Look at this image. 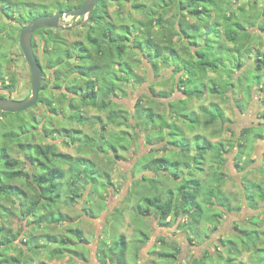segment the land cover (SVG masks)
<instances>
[{"label": "rangeland", "instance_id": "rangeland-1", "mask_svg": "<svg viewBox=\"0 0 264 264\" xmlns=\"http://www.w3.org/2000/svg\"><path fill=\"white\" fill-rule=\"evenodd\" d=\"M21 1L23 4L18 6L16 14L20 12V14L23 13V16H27L25 3L29 1ZM32 1L37 2L38 0ZM48 1L50 0H47V2ZM140 1L144 2L145 0ZM148 2L149 1H147L146 5ZM158 2H161V0H154V3L151 4V10L149 11L146 8L147 10L143 12V7L139 6L138 0H135L132 2V12L134 14L135 10H137V13L141 11L143 12L141 16L135 15L132 18L130 14V16L125 15L120 19V21L123 22V25H121V34L126 35L128 38V50L133 49V52L138 54L133 58H128L129 62L133 67L134 73L139 74L145 81L143 84L133 82L135 77L131 76L132 81L130 83H125V85L120 83L122 87L121 90H124V86L129 90L128 98L117 92V94H120L117 102L130 113L128 118L130 127H111L116 131L124 129L129 135L133 134L131 139L123 140L121 133L115 132L109 135V141H101V144L102 148L107 149L110 144L114 145L113 141H122L124 146L127 145L130 150L121 153V158L119 159L121 162L118 163L116 161L115 163H109L108 166H105L106 162L109 160L108 158H104L103 155L97 157L95 154L96 161L104 166L102 169H105L109 173V179L113 183L105 189L101 182L96 184L98 189H96V191L104 196L102 198L100 196H98L97 199L94 198L95 200H92V204L94 205L91 204L90 206V204H85V199L90 196L91 186L85 191V199L83 201L79 199L78 202H83V205H86L95 212L103 207L102 212H99L98 216L86 217L85 214L82 213V218H78V212H80L83 207L82 203L80 205H78V203V206L76 205L77 207L75 208H67L64 206L62 208V212L65 216L64 220L67 221L69 219L65 222L66 224L63 223L57 226L45 224L37 231L36 234L38 236H44L40 240V258L44 259L47 264H101L100 260L103 258L100 260L96 259V256L94 257V251L97 250L99 244L101 245L105 242L111 244L122 234L125 235L129 242L127 256L129 264H168V261L165 263L163 262L159 252H168L169 250L173 253L174 251L177 253V260L171 262L172 264H177L178 262L180 264H228V260L232 264H264V261H261V258L264 256V202L258 198L255 199V195L259 194V188L262 190L264 189V140L257 139L255 134H257L259 130H255L254 133H248L246 137H241L244 128L259 127L264 124V117L262 116V111L264 110V95L259 89L263 80L260 82L259 86H255L251 96L247 93V89L254 84L250 81L251 79L245 80L248 75V70L255 72L253 68L254 55L251 53L235 52V47H232L226 40L223 26L219 27L220 34L217 36L218 38H216L211 28V25L216 20V16L214 12H212L210 16L202 18V21L206 23L204 28H206L207 36L215 38L220 43H223L227 49L229 48L227 52L230 53L226 54L227 58L225 61L228 67H230L229 70H234L233 60L237 59L239 55H242L243 60H245L246 63L248 62L244 68L247 69V72L243 70V72L238 74V71L234 70V77L237 78L241 75V82L245 80L243 86H251L245 87L242 91L235 89L234 92H238L235 98L231 93L226 96L225 93H223L224 83L222 78H227L228 76H226L223 71H218L216 73L209 72V77L206 80H197L198 83L192 84V88L195 91H199L203 88V85H205L202 98L193 97L188 101V106H186V96L183 93H180L177 98L171 94L166 101L167 107L162 105L153 106L149 101L150 98H153L150 89L155 92H161L162 90L169 91L170 83L165 86H159L157 83L162 81L164 75L169 77L172 74V69L166 71V65H161L159 73L156 74L153 70L149 69V66H154L151 55L153 49L147 46L146 40L140 41V39L147 34L144 27L145 24L155 18L153 12ZM230 5L228 11L231 12L232 10V13L234 12L236 15H238V12H236L237 10L234 6L242 5L241 8H245V10L252 15V18H249L252 22L259 19V13H262L264 8L263 0H237V3L231 2ZM42 9L43 12L48 10L44 7H36L31 14L33 13L36 15L42 12ZM115 10L116 6H112L111 11ZM239 16L241 15L239 14ZM190 19L193 20V18ZM68 23H71V18L67 19L64 25ZM0 24L6 28L10 22L0 14ZM246 25L247 30L254 37V39H251L250 43L252 51L254 53L258 52V50L264 52V19L258 23L255 22V26ZM21 27L22 25L14 23L12 25V34L5 35L0 39V53L7 56L0 67V93L2 92L18 100L28 96L31 92V72L19 45ZM85 31V28L73 31L71 34L67 35L66 42L71 45L74 40H80L82 33H85ZM156 32L157 30H153V34H156ZM13 40L15 41L13 42ZM174 41L178 45L176 49L178 56L183 59V61L188 59L187 57L189 56L185 53L184 43L181 41L180 37H174ZM204 42V40H200L197 45L193 44L192 49L195 50L196 48L202 47ZM36 44L38 46L37 54L40 62L44 64V42L40 36L36 37ZM78 50L74 45L68 46L67 44H62L59 55L63 59L67 57L68 54L74 57L78 54ZM214 50L216 51V47ZM52 55L56 58L54 53H52ZM93 57L92 62H90V64H93L92 71L94 70V63L97 61L96 56ZM11 58H13V60H10ZM102 58L103 57L98 58L99 62L107 61L106 58ZM76 64L77 63H75V65ZM109 66L110 64L107 62L104 69L99 71V73H101L100 78L103 87L106 86L105 80L109 81L108 76L105 75L108 74L106 72ZM45 71L46 80H50L51 71ZM111 71L114 72L115 70L111 69L110 72ZM111 75H113V73ZM181 75V73L177 74L175 87L179 83ZM96 76H99L98 73ZM78 78L87 80L84 75L78 76ZM233 78L232 80L234 82L235 80ZM213 87L216 88L215 92H213ZM186 88L187 87L183 85L182 89L184 90ZM240 92L242 93L240 94ZM200 95L199 93L197 96ZM139 103L145 107H149L151 104L156 113L166 114L167 112V118L172 127L167 129L168 131H165L166 134H164V136L156 140L160 145L165 144L168 146L171 143H176L175 149L171 148L174 152L166 153L167 155L165 157H168V159L174 158L175 155L178 157L180 156L182 159L181 149L183 146H186L184 141L186 139L182 140L184 136L190 139L192 151L194 152L195 147H198L199 144H203V141H209L213 144L222 143L224 148L223 157L219 158V156L210 152L204 157V160H201L204 163L202 165L195 164V162H192L190 159L184 158L180 161L179 166L166 172V176L154 169H146L145 173H142V168L138 169L136 166L138 162L141 163L143 160L147 161L149 158L162 156H159L161 152L157 149H153V146H150L151 144L146 145L147 133L144 132L143 127L137 124H140L141 120L139 111L138 114H136V107ZM77 104L81 107L84 106L82 103ZM215 106L222 108L224 116L219 122L207 127L204 123L208 122L210 113H212L214 109L217 111ZM70 110L68 106H65V112L70 113ZM192 111H196L197 113V118L200 123L199 126L193 127L195 125L193 123L194 121L188 119ZM84 112L89 116L95 113L96 115H100L103 119L106 118L105 114L100 113L92 107L84 108ZM141 113L146 114L144 111ZM76 114L79 115V112ZM30 115L36 116L37 120H32ZM46 115L47 111L43 109L42 103L22 113L0 115V131L5 133L3 138H5L4 136L6 135H19L25 132V130H31L39 121H42V118ZM149 121L151 120L149 119ZM46 122L47 121H45V125L48 126ZM41 123L43 124V122ZM60 123L64 124L62 119H60ZM154 124L155 126L152 130L156 132L158 125L157 122H154ZM154 124L150 123V125ZM80 127L87 133H92L95 130V128L90 125H85L84 127L78 126L76 128L78 129ZM175 128H177V130H175ZM38 130L40 131V127ZM39 131L38 133H40ZM197 136H200L199 141L195 138ZM21 141L26 142V139L23 137ZM34 141L44 143L46 140L43 139L41 135H37ZM58 141L59 148L63 153L72 154L73 156L79 154L76 147H69L61 143L65 141L64 138L61 137ZM246 142H248V144L245 145L244 154L240 158L238 144H246ZM10 152L11 156L15 159L21 157L17 151L11 150ZM145 156H148V158L145 159ZM89 157L95 160V157ZM122 159L124 160L122 161ZM0 170L3 172L5 168L0 165ZM28 171V169L23 170L24 173ZM147 171L156 173L157 176L160 175L157 179V181H159L157 183L155 180L150 182L148 179L154 176H152L150 172H148V174ZM180 178H182V180L186 179L187 181L192 179L198 180L199 182H197V184L201 185V190L198 194L199 198H201L200 204L203 203V214L201 213L203 217H200L201 220L197 226L189 224V214L184 215V223L182 226L178 223V220L174 219V216L170 217L168 225H162L156 220L155 216L152 215L154 212V205L151 206L148 204L149 202L144 200L146 197L155 199V196H158L162 203L174 200V203L179 205L180 201H183L182 197H180V195H182L180 189L184 184V182L181 183L182 181H180ZM10 183L19 187H25L23 179H16ZM4 187L10 189L8 186L4 185ZM185 187L186 191L189 193L195 192V183H187ZM10 191L11 197L17 198L19 196L16 191H13V188H11ZM83 191V189L79 190L81 193H83ZM98 201H100V203H97ZM205 201L210 203H205ZM0 203L3 206L0 208L3 211V214H0V223L3 226L12 228V230L16 232L20 227L28 223L29 219L26 221L23 219L21 221L19 212L16 210V205L12 204L9 198L2 196L1 192ZM149 209L151 213H146L145 211ZM188 210L190 214H193L195 207H191ZM137 211H140L139 215H137ZM144 212L147 215L140 216L143 215ZM71 218H76V220L70 221ZM67 224L73 228L79 227L83 231L82 237L85 238L86 242L82 243L80 239H75L76 241L74 242L78 244L75 248L79 253L85 252V248L91 250L90 254L85 253L88 261L79 259L78 256L80 255L77 252L72 253L70 256L64 255L62 258L50 260V256L48 255L50 251L46 248L47 246L44 241L50 239L54 245L58 247L60 238H68ZM26 230H30L29 225H26ZM254 230H256L254 233L255 237H253L252 233ZM145 237H149V240L146 241L143 246L142 241ZM17 241L19 240H16L15 243H17ZM223 241H225V244ZM42 244H44L43 247ZM256 244L257 246L253 248ZM112 246L113 245H111V247ZM139 246L140 249L136 250ZM176 250L180 252L178 253ZM206 253L209 254L204 256ZM202 256H204V258L200 260Z\"/></svg>", "mask_w": 264, "mask_h": 264}, {"label": "trees", "instance_id": "trees-1", "mask_svg": "<svg viewBox=\"0 0 264 264\" xmlns=\"http://www.w3.org/2000/svg\"><path fill=\"white\" fill-rule=\"evenodd\" d=\"M28 1L29 2L25 3L27 16H23V13L20 14V12L16 14L18 6L23 4L21 0H0V14L10 22L6 28L0 24V39L5 35L12 34V25L14 23L22 25L21 28H23L36 16L51 15L56 11H67L72 9V5L65 3L63 0H50L48 2L47 0H43L40 1L41 3L32 0ZM147 1L148 0H145L144 2L147 3ZM232 1L233 0H161V2L156 3V8L153 12L155 18L151 19V21L144 26L147 34L145 37H142L140 41L146 40L147 46L153 49L151 55L154 66H149V68L156 74L159 73L161 65H172L175 68V75L172 78L174 85L177 74H182L176 87L186 96V106H188V101L193 97L202 98L205 85H203V88L199 91H195L192 88V84L198 83L197 80H206L209 77V72L216 73L218 71H223V73L228 76L227 78H222L224 83L223 93H225L226 96L231 93L235 98V95H238V92H234L235 89L242 91L245 87L251 86H243L245 80L250 79L254 85L247 89V93L251 96L255 86H259L260 82L263 80L259 89L264 95V52L258 50V52L254 53L252 51L250 43L251 39H254V37L247 30L246 25L255 26V22L258 23L264 19V8L263 12L259 13V19L257 18L258 20L252 22L250 21L252 15H250L245 8H241L242 5L236 11L238 15L234 14V12L232 13V10L231 12L228 11ZM102 2L104 4L105 1L102 0ZM105 5H107V3H105ZM105 5L96 13L94 18L95 26L91 27L90 31L86 30L85 33H82L80 40L71 43V45L77 47V50L79 49L78 54L74 57L68 54L67 57L63 59L59 55L62 44L71 46L66 42L69 32L60 30H55V32L53 30H39L35 33V35L44 34L42 36V41L44 42V67L45 70L51 71L50 80H46V71L43 70L42 92L40 93L41 95H39L37 104L39 105L42 103V107L47 111V115L31 130H25L22 134L6 135L4 136L5 138H3L5 133L0 131V165L5 168L3 172L0 170V192L2 196L9 198L12 204L16 205V210L19 212L21 221L23 219L25 221L29 219L26 225H29L30 230L27 231L26 225H23L14 232L12 228H7L0 223V264H36L38 260V264H47L45 260L42 261L43 259L40 258V240L44 236H38L36 234L37 231L45 224L57 226L67 222L69 219L67 221L64 220L65 216L62 212V208L64 206L67 208H75L81 203L83 205V202L79 203L78 200L80 199L83 201L85 199V191L88 190L89 186H91V192L89 194L90 196L85 199V204H90L91 206L92 200L97 199L98 196L101 198L104 196L96 191V184L101 182L105 189L113 182L109 179V173L105 169H102L104 166L96 161L95 154L97 157L103 155L104 158H108L109 160L105 164V166H108L109 163L119 162L121 153L130 150L127 145L124 146L122 141H113L114 145L110 144L107 149L102 148L101 144V141H109V135L115 132L121 133L123 140L131 139L133 134L129 135L124 129L116 131L111 127H130L128 122L130 113L117 102L118 97H120L119 93L127 97L129 95V90H127L125 86L123 88L124 90H121L122 87L120 83H122V85L130 83L132 81L131 76L135 77L133 82L143 84L145 81L139 74L134 73L133 67L129 62L128 58H133L138 54L133 52V49L128 50L127 36L118 32L115 23L109 21V18L105 20V17L103 18L104 22H99L103 12H105ZM140 6L146 8V4ZM36 7H44L48 10L43 12L42 9V12L36 15L33 13L31 14ZM212 12H214L216 20L211 25V28L216 38H218L217 36L220 34L219 27L223 26L226 40L232 47H235V52L251 53L254 55L253 68L255 72L248 70V75L244 82L240 80L241 75L235 78V72L233 71H238V74L243 72V70L246 71L247 69L244 68L248 62L246 63L242 55H239L237 59L234 58L235 60H233L234 70H229L225 62L227 58L226 53H229L227 52L229 48L227 49L223 43H220L215 38H211L206 34V28H204L206 23L202 21V18L210 16ZM173 13L174 15L172 16ZM239 14L241 16H239ZM190 18H193V20ZM153 30H157L156 34H153ZM176 36L180 37L181 41H183L185 53L189 56L187 57L188 59L184 61L176 53L178 46L174 41V37ZM200 40L205 41L203 46L193 50L192 45H197ZM14 41L15 40H13V42ZM33 46L34 49H36L37 44L34 39ZM215 47L216 51L214 50ZM52 53L56 55V58H54ZM93 56H96L97 61H95L94 70L92 71L93 64H90V62H92ZM100 57L106 58L107 61L99 62L98 58ZM6 58V55L0 53V67ZM10 60H13V58ZM107 62L110 66L106 72L108 74L105 75L108 76L109 81L105 80L106 86L103 87L101 85V73H99V71L104 69ZM75 63L77 64L75 65ZM111 69L115 71L110 72ZM97 73L99 76H96ZM112 73L113 75H111ZM82 75H84L87 80L78 78V76ZM232 78L235 80L234 82ZM157 84L163 86L165 80L159 81ZM183 85L187 87L184 90L182 89ZM215 90L216 88L213 87V92H215ZM150 91L153 95V98L149 100L150 103L153 106H164V103L159 100L173 94L175 86H171L169 91L162 90L161 92H155L152 89H150ZM117 92L119 93L117 94ZM199 93L201 95L197 96ZM241 93L242 92H240V94ZM0 97L6 98V95L1 94ZM77 103H82L84 106L81 107ZM151 104L149 107H145L139 103L136 107V114H138V111L139 114H141L139 115L141 119L140 124H137L143 127L144 132L147 133V144H153L156 139L164 136L166 129L172 127L168 122L166 114L156 113ZM65 106L71 109L70 113L65 112ZM87 107H92L100 113L105 114L106 118L103 119L100 115L89 116L85 114L84 108ZM215 108H217V111L214 109L212 113H210L208 122L204 123L207 127L219 122L224 116L222 108L217 106H215ZM142 111L146 114H142ZM77 112H79V115L76 114ZM3 114L10 113L0 112V115ZM189 115L188 119L194 121L193 123L195 125L193 127L199 126L200 123L196 111H192ZM262 116L264 117V110L262 111ZM30 118L34 121L37 120L36 116L33 115H30ZM60 119L63 120L64 124L60 123ZM149 119L151 121H149ZM45 121H47L46 123L48 126L45 125ZM41 122H43V124ZM154 122H157L158 125L156 132L152 130L155 126ZM150 123L154 125H150ZM85 125H90L94 127L95 130L92 133H87L82 130L81 127L78 129L76 128L78 126L84 127ZM38 126L40 127V131L38 130ZM175 130H177V128H175ZM255 130H259L258 133L255 134L257 139L264 140V124L259 127L244 128L242 132L243 136L241 135V137H246L248 133H254ZM38 131L40 133H38ZM37 135H41L46 141L44 143L35 142L34 138ZM23 137L26 139V142L21 141ZM61 137L65 139V141L61 142L62 144L77 148L79 152L77 156L63 153L60 150L58 139H61ZM187 138V136L182 138V140L186 139L184 140L186 146H183L181 149L182 159L180 156L178 157L176 155L172 159H168V157L165 156L152 157L151 159L149 158L150 160L147 159V161L143 160L141 163L138 162L136 164L137 168H142V170L154 169L166 176V172L179 166L180 161L184 158L190 159L192 162H195V164L202 165L204 163L201 160H204V157L210 152H213L216 156H219V158L223 157V144H213L209 141H203V144H199L198 147H195V154H191V142L190 139ZM195 138L197 141L200 140V136ZM247 144L248 142H246V144H238L240 158L244 154V147ZM175 145L176 143H171L168 146L166 145L164 147L165 151L161 149V147H158L157 150L160 152L169 150V152L172 153L174 150L171 148H174ZM11 150L17 151L21 157L19 159L13 158L11 156ZM89 156L95 157V160ZM144 158L146 159L148 156ZM24 169H28L29 171L24 173ZM153 174L154 177L148 180L150 182L155 180L157 183L159 181H157V179L160 175L157 176L156 173ZM16 179H23L25 187H19L10 183ZM180 181H182L181 183L184 182L180 189L182 192L180 197L183 199V201L181 200L179 203L180 207L174 203V200L162 203L158 196H155V199L146 197L144 200L149 202L148 204L151 206L154 205V212L152 215H154L156 220L162 225H168L169 218L174 216L175 220L182 219L180 223L182 226L184 223V215L189 214V224L197 226L203 214V203L200 204L201 198H199L198 194L201 190V185L197 184V182H199L198 180L193 179L189 180V182L186 179L182 180V178H180ZM187 183H195V192L189 193L186 191L185 185H187ZM4 185L8 186L10 189L13 188V191H16L19 196L17 198L11 197L10 189L4 187ZM80 189L84 190L83 193L79 192ZM257 198L264 202V189L262 190L259 188V194L255 195V199ZM97 203H100V201ZM205 203L210 202L205 201ZM2 207L0 203V208ZM191 207H195L193 214H190L188 210ZM102 210L103 207L95 212L86 205H83L77 217L82 218V213L85 214L86 217H95L98 216V213L102 212ZM145 212L151 213V210L149 209ZM145 212L140 216H144L146 214ZM137 213V215H139L140 211H137ZM0 214H3L1 209ZM75 220L76 218L70 219V221ZM66 226L68 227V238H60L58 247L54 245L50 239L44 241L47 246L46 248L50 251L48 252L50 260L62 258L64 255L70 256L72 253L77 252L75 247L78 246V244L74 242L76 241L75 239H80L82 243L86 242L85 238L82 237L83 231L79 227L73 228L68 224ZM255 232L256 230L252 232L253 237H255ZM16 240H19V243H15ZM148 240L149 237H145L142 241V245ZM224 242L225 241H223V243ZM20 245L27 246V248L23 249ZM111 245L113 246L111 247ZM43 246L44 244H42V247ZM256 246L257 244L254 245L253 248ZM128 249L129 242L125 235L122 234L111 244L106 242L101 245L99 244L97 248V257L99 260L103 258L100 260L101 264H129L127 258ZM139 249L140 246L136 248V250ZM9 252H13V254L9 255ZM176 252L179 253L180 251L176 250ZM77 253L80 255L78 256L79 259L88 261L87 256L85 257V253ZM159 254L164 263L168 261V264H172L171 262L177 260V253H175V251L173 253L169 250L168 252H159ZM208 254L209 253H206L204 256ZM204 256H202L200 260H203ZM261 261H264V256L261 258ZM227 263L232 264L229 260ZM177 264L180 263L178 262Z\"/></svg>", "mask_w": 264, "mask_h": 264}, {"label": "water", "instance_id": "water-1", "mask_svg": "<svg viewBox=\"0 0 264 264\" xmlns=\"http://www.w3.org/2000/svg\"><path fill=\"white\" fill-rule=\"evenodd\" d=\"M98 0H86L85 3L77 9L67 12H57L51 16H39L34 18L29 24L25 25L20 32L19 45L31 72V95L30 97L18 100L13 98L0 97V112L16 114L32 109L38 104L39 95L42 87L43 68L38 63L35 49L33 46L34 34L44 29H62L71 31L77 26H81V22L71 28L61 27L60 22L69 18H81L90 16L96 7Z\"/></svg>", "mask_w": 264, "mask_h": 264}, {"label": "flooded vegetation", "instance_id": "flooded-vegetation-1", "mask_svg": "<svg viewBox=\"0 0 264 264\" xmlns=\"http://www.w3.org/2000/svg\"><path fill=\"white\" fill-rule=\"evenodd\" d=\"M40 1H43V0H38L37 2L38 3H41ZM65 1V3H68V4H71L72 5V9H70V10H73V9H77V8H80L84 3H85V1L86 0H64ZM105 2H104V4H103V2H102V0H98V3H97V5H96V7L93 9V11H92V14L90 15V16H86V17H81V18H78V19H75V18H71V23H68V24H65L64 25V23H65V21L66 20H62L61 22H60V25H61V27H67V28H71L72 26H75V25H77V24H79V23H81V22H84V24L83 25H81V26H77L75 29H73V30H71V31H66V30H62V29H44L45 31L46 30H53L54 32H55V30H60V31H63V32H69V34H71L73 31H75V30H79V29H81V28H85L87 31H90V28L91 27H94L95 26V16H96V13L98 12V10H100V8H103L104 7V5H105V3H107V5H105V12H103V14H102V18L100 19V21L99 22H104V19L103 18H105V20H107V18H109V21H111V22H113V23H115V25H116V28H117V31L118 32H120L121 33V25H123V22L122 21H120V19H122L123 18V16H125V15H128V16H130V14H131V17L133 18L135 15L137 16H141V14L144 12V11H146L147 9L148 10H150V8L152 7V3H154V0H148L149 2H148V4L146 5V8L143 6V9H142V11L143 12H138L137 13V10H135L134 11V14H133V12H132V9H133V5H132V2H134L135 0H104ZM139 1V4L140 5H144V4H146L145 2H141L140 0H138ZM233 3H237V0H233L232 1ZM263 2H264V0H263ZM239 3V2H238ZM139 5V6H140ZM112 6H116V10L115 11H111V7ZM241 5H238V6H234L235 8H236V10H237V8H239ZM67 11H69V10H67ZM67 11H56L55 13H53V14H51V15H54V14H56L57 12H67ZM51 15H39V16H51ZM174 15V13L172 14V16ZM39 16H36L35 18H37V17H39ZM34 19V18H33ZM32 19V20H33ZM32 20H30V22L32 21ZM29 22V23H30ZM85 25H88V26H85ZM22 29V28H21ZM46 34V33H45ZM35 35V34H34ZM44 34H38V35H35L34 36V41L36 42V37L37 36H40L41 38H42V36H43ZM74 41H76V40H74ZM37 47L38 46H36V49H35V55H36V58H37V61H38V63L42 66V68H43V70H45V67H44V64H42L41 62H40V59H39V56H38V54H37ZM27 63V62H26ZM1 94H4V93H0V95ZM5 95V94H4ZM30 95H31V92L29 93V95L28 96H26V97H24L23 99H26V98H28V97H30ZM6 98H12V97H10V96H7L6 95ZM13 99H15V98H13ZM23 99H21V100H23ZM170 219V218H169ZM182 222V219H179L178 220V223L180 224Z\"/></svg>", "mask_w": 264, "mask_h": 264}, {"label": "crops", "instance_id": "crops-1", "mask_svg": "<svg viewBox=\"0 0 264 264\" xmlns=\"http://www.w3.org/2000/svg\"><path fill=\"white\" fill-rule=\"evenodd\" d=\"M230 53V52H229ZM227 54V53H226ZM229 69H230V67H228ZM150 69V68H149ZM170 69H172L171 71H172V74H171V76H169V77H167L166 75H164V77H163V79L162 80H165V84L163 85V86H165L166 84H168V83H170V88H171V86H175L174 85V81L172 80V78L174 77V75H175V68L171 65V66H167L166 67V71L167 70H170ZM180 93H182L177 87H175V91H174V93H173V95L175 96V98H177L179 95H180ZM126 98H128V97H126ZM167 99H168V97H166V98H161L160 99V101H162L163 103H164V106L165 107H167L166 106V101H167ZM91 116H98V115H96L95 113L92 115L91 114ZM166 116L168 117V115H167V112H166ZM170 116H171V114H170ZM168 119V118H167ZM169 120V119H168ZM169 122V121H168ZM165 131H168L167 129L165 130ZM166 134V133H165ZM146 145H148V144H146ZM158 145V146H157ZM150 146H153V149H157L158 147H161V149H163L164 151H165V149H164V147L166 146L165 144H161L160 145V143H158V141L157 140H155L154 142H153V144H151ZM196 151V150H195ZM169 152V150H166V152H163V151H161V153H160V155L159 156H166L167 154L166 153H168ZM191 154H195V152L194 151H192V153ZM124 159H122V161H123ZM139 160V159H138ZM119 162H121V161H119ZM118 162V163H119ZM138 162V161H137ZM142 171V173L143 172H145L146 171V169H144V170H141ZM148 172H150V171H147V173ZM150 173H152V172H150ZM149 174V173H148ZM152 176H154V174L152 173ZM19 241H17V243H18ZM23 249H26L27 248V246H23V245H20ZM86 251L85 252H83V253H88V254H90V252H91V250L89 251V249H85ZM9 255H12L13 254V252H9L8 253ZM25 254H26V252H25ZM96 256V257H95ZM85 257H86V255H85ZM94 257L96 258V259H99L98 257H97V250H95L94 251ZM91 259H92V257H91ZM42 261H44V259L42 260ZM98 261V260H97ZM99 262V261H98ZM39 263V260L36 262V264H38Z\"/></svg>", "mask_w": 264, "mask_h": 264}]
</instances>
